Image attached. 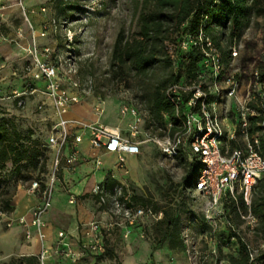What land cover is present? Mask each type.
I'll return each mask as SVG.
<instances>
[{
    "label": "rangeland",
    "instance_id": "rangeland-1",
    "mask_svg": "<svg viewBox=\"0 0 264 264\" xmlns=\"http://www.w3.org/2000/svg\"><path fill=\"white\" fill-rule=\"evenodd\" d=\"M141 3L142 0H0V120L10 119L22 132L30 130L39 144L48 138L56 118L50 101L41 95L26 94L19 105V98L13 97L16 91L24 92L30 80L29 51L36 49L42 55L48 49L44 58L59 68L63 86L70 88L73 81L78 84L79 102L68 109L67 117L72 109L86 121L96 120L93 114L107 106L109 110L100 115L102 122L131 118L126 124L120 122V133L140 143V150L134 162L127 163L126 183L133 196L141 199L138 202L174 220L172 233L163 242V227L157 223L149 224L143 235L124 237L119 231L111 233L104 241V255L89 257L93 264H228L239 253L241 241L256 250L252 264H264V218L253 214V204L264 200V176L256 182L249 206L243 203L237 188L235 200L224 198L222 214L211 222L204 216L205 199L188 186L194 169L188 146L185 144L176 158H167L151 141L152 137L168 134V127L163 122L149 126L148 102L154 91L163 90L172 78L186 79L185 63L176 54L179 51L181 57L185 56L187 44L172 42L176 37L172 35L171 41L160 47L154 65L137 70L127 63L118 64L113 54L115 42L120 36L121 49L123 42L133 41ZM219 56L223 67L220 77L214 81L212 72L203 68L204 85L214 92L223 77L238 80L237 99L218 104L224 112L225 131H236L235 140H224V145L228 149L234 145L244 147L250 134L244 140L236 123L253 73L264 66V18L251 16L229 54ZM103 102L106 106L101 108ZM123 105L135 110L139 122L120 113ZM252 118L248 119V133ZM134 123L137 133L131 136ZM33 165L23 162L21 174L9 180L10 187L15 180L17 187L27 188L39 175V165ZM10 169L8 164L5 173ZM249 213L252 219H245Z\"/></svg>",
    "mask_w": 264,
    "mask_h": 264
},
{
    "label": "built area",
    "instance_id": "built-area-1",
    "mask_svg": "<svg viewBox=\"0 0 264 264\" xmlns=\"http://www.w3.org/2000/svg\"><path fill=\"white\" fill-rule=\"evenodd\" d=\"M43 35L44 33H41V36ZM189 42L201 48L202 68L210 70L214 75V81L217 80L223 67L219 53L213 49L210 39L199 32L197 40H189ZM182 44L184 46L188 42ZM29 53L32 57L31 68L28 70L30 80L25 84L24 92L16 91L13 97L19 98V105L23 102L21 97L26 94L45 97L56 110V120L50 127L48 138L41 144V148L48 155L47 172L26 188L27 192L38 201L30 211V219L27 221L21 217L7 220L5 226L10 228L16 223L22 227L26 241L36 237L41 242L40 251L35 256L37 264H48L49 259L62 260L64 264H77L82 255L103 254L104 241L111 233L119 231L127 237L137 227L146 225L148 219L155 223L160 221L162 213L154 211L147 205L137 204L127 183L117 182L111 189L98 183L91 189L90 196L104 218L93 219L82 225L83 240L78 246V251L67 241V234L63 231L57 232V239L51 246L44 244L45 216L52 207L59 174L63 165L71 172L77 169L81 162L78 146L84 136L88 137L92 149L115 154L116 171L124 173L127 172V156H137L140 143L123 137L120 131L107 126L67 120L65 115L68 109L79 102L78 84L73 81L70 83V88L63 86L59 68L44 58L49 53L48 49H44L42 55L36 49L30 50ZM231 54L236 55L235 52ZM204 75L205 72L198 74L192 83H177L165 89V95L177 117L178 129L173 134H169L171 124H168V134L152 137L151 141L167 158H176L181 148L185 144L188 146L191 156L198 162L196 171L188 180V186L192 192L198 193L205 199L204 216L212 222L222 214L224 198L235 200L237 188L243 203L249 206L256 182L264 175V81L260 79L256 69L236 123L239 133L247 141L249 117L261 116L259 131L250 135V141L244 147L235 146L228 149L223 142L235 140L236 131L235 129L225 131L224 112L222 113L219 108L218 101L236 100L240 85L234 76L228 75L221 79L220 85L214 84V92H212L204 85ZM185 97L186 101H184ZM252 103L256 108L251 106ZM258 109L261 112H257ZM120 113L130 115L136 118L135 122H139L135 110L131 107L123 105ZM130 129L131 136H135L136 123L131 125ZM94 162L96 166L101 165L97 158ZM68 202L75 204L76 198L70 195ZM6 216L7 214L0 213V219ZM245 219H252L250 213ZM140 235H143V231ZM246 247L249 263H252L256 250L248 244Z\"/></svg>",
    "mask_w": 264,
    "mask_h": 264
},
{
    "label": "trees",
    "instance_id": "trees-1",
    "mask_svg": "<svg viewBox=\"0 0 264 264\" xmlns=\"http://www.w3.org/2000/svg\"><path fill=\"white\" fill-rule=\"evenodd\" d=\"M251 16L264 18V0H142L136 21L138 31L133 41L131 43L123 42L121 49L119 47L122 43L120 36L115 42L113 54L114 60L118 64L127 63L140 70L154 65L158 61L160 47L166 41H171L172 35L176 36L172 42L178 44L188 42L184 49L186 51L180 49L184 51L185 56L181 57L179 51L176 54L185 63L186 79L174 77L163 90L157 88L154 91L148 102V124L150 127L155 123L163 122L164 126L171 124L169 134H173L178 129L177 117L173 106L165 95V89L177 83H192L198 74L204 72L201 48L194 46L189 40H197L198 34L201 32L205 38L210 39L213 49L224 56L229 54L232 45H235L239 40L242 32L248 26ZM257 70L260 79L264 81V66ZM184 101H186V97ZM257 112H261L260 109ZM261 120V116L250 119V135L259 131L258 124ZM32 136L33 133L30 130L25 132L18 130L10 119L0 120V213L9 215L13 211L11 202L18 185L14 180L10 187L9 180L21 174L20 165L23 162H30L32 165L35 162L39 165V175L36 179L47 172V152L43 148L41 149V144ZM192 162L194 169L191 176L198 165L196 158H193ZM8 164L11 169L5 173ZM260 180L261 178L258 181ZM115 184L116 182L107 179L105 187L111 189ZM134 199L141 200L139 197ZM141 204L145 205L142 201ZM253 214L264 218V200L253 204ZM156 223L163 227L161 235L163 242L167 237H170L174 220L165 214ZM240 243L239 253L237 256L231 257L228 264H252L249 263L246 243L242 241ZM97 256H102V254L93 257ZM3 264H37V259L35 256L11 258Z\"/></svg>",
    "mask_w": 264,
    "mask_h": 264
},
{
    "label": "crops",
    "instance_id": "crops-1",
    "mask_svg": "<svg viewBox=\"0 0 264 264\" xmlns=\"http://www.w3.org/2000/svg\"><path fill=\"white\" fill-rule=\"evenodd\" d=\"M102 106H106V104L103 102L101 108ZM108 110L109 108L106 106L102 108L101 112L93 114L97 119L92 121H86L83 117L75 115V113L72 112V109L71 115L68 117L65 115V118L70 121L75 120L86 123H96L107 126L111 129H117L118 131H120V122H125V124L128 121L131 122L130 117H124L120 122H102L100 115ZM78 148L80 151L81 162L73 172L67 170L63 165V169L59 174V181L54 189L52 207L45 216L46 227L44 229V234L46 236L44 244L51 246L57 239V232L63 231L67 234V241L70 242L76 251H78V246L83 240L81 230L82 225L93 219L97 220L104 218L101 214V210L97 208L94 204L93 198L90 196L91 189L98 183L105 186L107 179L116 183H126L125 176L127 173L116 171L115 154H108L103 151L92 149L86 135ZM135 157L136 156H127L126 169L127 163L129 162L131 165L134 162ZM95 158L99 159L101 162L100 166L95 165ZM106 163L108 165H106ZM121 178H123L124 181H121ZM70 195H73L76 198L75 204H70L68 202ZM135 197L136 196H133V200L137 204L142 205L141 202L134 199ZM37 202L36 197L29 194L26 187H17L15 196L11 202L13 211L6 217L0 219V240L2 243V248L0 250V264L8 262L11 258L36 256L40 251L41 242L36 237H33L30 241H26L23 236V229L18 224L15 223L10 228L1 225L5 224V221L7 220H16L21 217H24L29 221L30 211ZM156 212L162 213V211ZM153 223L155 222L148 219L146 225L137 227L132 232V235L144 231L146 227H149V224ZM89 257L91 256H80L77 264H93V262L89 260ZM48 264H64V261L49 259Z\"/></svg>",
    "mask_w": 264,
    "mask_h": 264
},
{
    "label": "bare ground",
    "instance_id": "bare-ground-1",
    "mask_svg": "<svg viewBox=\"0 0 264 264\" xmlns=\"http://www.w3.org/2000/svg\"><path fill=\"white\" fill-rule=\"evenodd\" d=\"M117 130V129H116Z\"/></svg>",
    "mask_w": 264,
    "mask_h": 264
}]
</instances>
